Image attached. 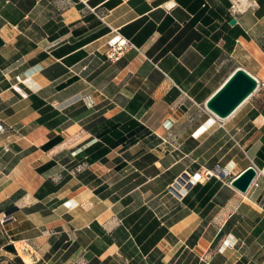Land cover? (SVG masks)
<instances>
[{"label":"crops","instance_id":"0c3cea01","mask_svg":"<svg viewBox=\"0 0 264 264\" xmlns=\"http://www.w3.org/2000/svg\"><path fill=\"white\" fill-rule=\"evenodd\" d=\"M263 25L264 0H0V264H264V180L233 186L264 112L202 109Z\"/></svg>","mask_w":264,"mask_h":264},{"label":"water","instance_id":"95a60500","mask_svg":"<svg viewBox=\"0 0 264 264\" xmlns=\"http://www.w3.org/2000/svg\"><path fill=\"white\" fill-rule=\"evenodd\" d=\"M232 24H237L233 19ZM259 81L249 71L238 68L206 103L208 110L220 119L231 117L258 89ZM259 176V169L251 166L239 175L233 186L247 193Z\"/></svg>","mask_w":264,"mask_h":264},{"label":"rangeland","instance_id":"374dc122","mask_svg":"<svg viewBox=\"0 0 264 264\" xmlns=\"http://www.w3.org/2000/svg\"><path fill=\"white\" fill-rule=\"evenodd\" d=\"M258 54L251 55L246 50L235 58L225 61L221 68L223 72L221 76L216 79L219 84H223L238 68H244L249 71L259 81V87L256 92L232 115L236 119L251 112H264V25L261 26L259 38H256ZM203 110H208L206 104L202 106ZM231 116V117H232ZM259 179L264 180V169H259Z\"/></svg>","mask_w":264,"mask_h":264},{"label":"trees","instance_id":"16d2710c","mask_svg":"<svg viewBox=\"0 0 264 264\" xmlns=\"http://www.w3.org/2000/svg\"><path fill=\"white\" fill-rule=\"evenodd\" d=\"M62 141H63V139L60 138V137H58V138H56V139L50 141L48 144L44 145V146L42 147V149L45 150V151H48V150L52 149L53 147H55L56 145H58L59 143H61ZM259 157H260L262 160H264V146H263V148H262V149L260 150V152H259ZM54 165H55V163H50V164L46 167V169H49V168L53 167ZM42 170H43V169H41V171H42ZM53 189H54V188H53ZM53 189H52V190H53ZM9 264H13V263L10 262Z\"/></svg>","mask_w":264,"mask_h":264},{"label":"built area","instance_id":"2783aa9c","mask_svg":"<svg viewBox=\"0 0 264 264\" xmlns=\"http://www.w3.org/2000/svg\"><path fill=\"white\" fill-rule=\"evenodd\" d=\"M120 45H121V46H125L126 43H121ZM17 79H18V80H21V78H20L19 76L17 77ZM4 130H5V126H4V124L2 123V121H1V119H0V132H3ZM198 176H200V175H199V174H196L194 177H195L196 179H198ZM254 185H255V186H259V184L257 183V181H255Z\"/></svg>","mask_w":264,"mask_h":264},{"label":"bare ground","instance_id":"6f19581e","mask_svg":"<svg viewBox=\"0 0 264 264\" xmlns=\"http://www.w3.org/2000/svg\"><path fill=\"white\" fill-rule=\"evenodd\" d=\"M256 52V51H255ZM258 52V51H257ZM258 55V59H260V55L259 54H257Z\"/></svg>","mask_w":264,"mask_h":264}]
</instances>
